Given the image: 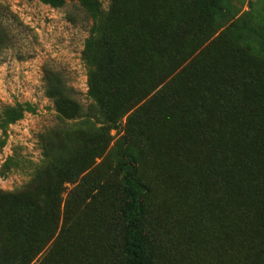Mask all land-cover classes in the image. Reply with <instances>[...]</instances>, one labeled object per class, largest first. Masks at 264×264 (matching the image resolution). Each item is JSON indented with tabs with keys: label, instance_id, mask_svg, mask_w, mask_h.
Instances as JSON below:
<instances>
[{
	"label": "rangeland",
	"instance_id": "374dc122",
	"mask_svg": "<svg viewBox=\"0 0 264 264\" xmlns=\"http://www.w3.org/2000/svg\"><path fill=\"white\" fill-rule=\"evenodd\" d=\"M125 154L149 264H264V0H0V264H126Z\"/></svg>",
	"mask_w": 264,
	"mask_h": 264
},
{
	"label": "trees",
	"instance_id": "16d2710c",
	"mask_svg": "<svg viewBox=\"0 0 264 264\" xmlns=\"http://www.w3.org/2000/svg\"><path fill=\"white\" fill-rule=\"evenodd\" d=\"M116 172L125 196L122 217L125 230L123 252L126 264H149L146 234L142 226L145 216L144 197L148 194L149 188L138 179L136 161L127 154L119 161ZM256 209L257 214L264 218V201L257 202Z\"/></svg>",
	"mask_w": 264,
	"mask_h": 264
}]
</instances>
